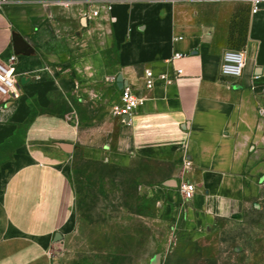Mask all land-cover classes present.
<instances>
[{"label": "crops", "instance_id": "1", "mask_svg": "<svg viewBox=\"0 0 264 264\" xmlns=\"http://www.w3.org/2000/svg\"><path fill=\"white\" fill-rule=\"evenodd\" d=\"M228 50L245 55L240 79L220 73ZM11 56L17 93L0 111V144L21 135L22 145L0 178V264H53L55 235L75 227L77 152L153 167L164 210L264 209V5L251 15L246 0H11L0 5V60ZM118 79L143 98L123 120L111 114Z\"/></svg>", "mask_w": 264, "mask_h": 264}, {"label": "rangeland", "instance_id": "2", "mask_svg": "<svg viewBox=\"0 0 264 264\" xmlns=\"http://www.w3.org/2000/svg\"><path fill=\"white\" fill-rule=\"evenodd\" d=\"M21 141L0 144V178L15 168ZM70 173L76 222L49 247L53 264H264V209L231 219L164 210L151 192L153 167L110 166L80 152Z\"/></svg>", "mask_w": 264, "mask_h": 264}, {"label": "built area", "instance_id": "3", "mask_svg": "<svg viewBox=\"0 0 264 264\" xmlns=\"http://www.w3.org/2000/svg\"><path fill=\"white\" fill-rule=\"evenodd\" d=\"M11 0H0V5L4 6L10 3ZM250 6L251 15H257L261 7L264 5V0H246ZM97 16V12L93 13ZM182 54L175 53L173 58L180 59ZM16 63L17 57L11 56L6 60H0V111H2L17 93V75H16ZM246 67V58L243 52L228 50L222 55V61L220 66V73L223 77L231 79H240ZM179 74L181 71L178 72ZM145 87L147 90H151L154 87V76L151 71L146 70L144 72ZM164 79V77H162ZM259 77H255L254 80H258ZM116 81L115 79H112ZM253 81H251L252 84ZM118 88L120 91L119 102L111 107V114L118 118L124 119L130 117L135 109L143 102V98H140L136 92L129 85H124L120 80L118 82ZM185 167H190V163L187 162ZM180 191L186 200H190L195 192V186L189 183H182L180 185Z\"/></svg>", "mask_w": 264, "mask_h": 264}, {"label": "water", "instance_id": "4", "mask_svg": "<svg viewBox=\"0 0 264 264\" xmlns=\"http://www.w3.org/2000/svg\"><path fill=\"white\" fill-rule=\"evenodd\" d=\"M120 80H121V79H118V82H120ZM21 83H23V80L21 81ZM61 148H62L65 152H67V153H71V151H72V148H71L70 145H62ZM61 240H62V237H61L59 234H56V235H55V239H54V241H55V242H59V241H61ZM151 264H159V261H158L157 259H155V260H153V261L151 262Z\"/></svg>", "mask_w": 264, "mask_h": 264}]
</instances>
